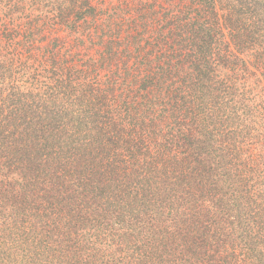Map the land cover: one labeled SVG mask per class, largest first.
Segmentation results:
<instances>
[{
  "label": "trees",
  "instance_id": "trees-1",
  "mask_svg": "<svg viewBox=\"0 0 264 264\" xmlns=\"http://www.w3.org/2000/svg\"><path fill=\"white\" fill-rule=\"evenodd\" d=\"M0 264H264V0H0Z\"/></svg>",
  "mask_w": 264,
  "mask_h": 264
}]
</instances>
